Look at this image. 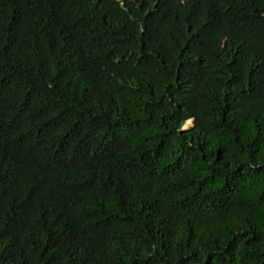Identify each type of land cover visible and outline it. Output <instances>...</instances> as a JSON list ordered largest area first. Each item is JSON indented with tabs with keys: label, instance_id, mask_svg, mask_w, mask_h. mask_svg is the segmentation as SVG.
Segmentation results:
<instances>
[{
	"label": "trees",
	"instance_id": "1",
	"mask_svg": "<svg viewBox=\"0 0 264 264\" xmlns=\"http://www.w3.org/2000/svg\"><path fill=\"white\" fill-rule=\"evenodd\" d=\"M0 264H264V0H0Z\"/></svg>",
	"mask_w": 264,
	"mask_h": 264
},
{
	"label": "rangeland",
	"instance_id": "2",
	"mask_svg": "<svg viewBox=\"0 0 264 264\" xmlns=\"http://www.w3.org/2000/svg\"><path fill=\"white\" fill-rule=\"evenodd\" d=\"M193 125V122H189L186 127H184V130H189Z\"/></svg>",
	"mask_w": 264,
	"mask_h": 264
}]
</instances>
